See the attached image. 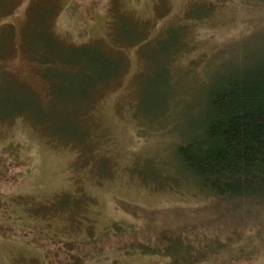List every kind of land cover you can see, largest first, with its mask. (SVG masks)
I'll return each instance as SVG.
<instances>
[{
  "label": "rangeland",
  "instance_id": "374dc122",
  "mask_svg": "<svg viewBox=\"0 0 264 264\" xmlns=\"http://www.w3.org/2000/svg\"><path fill=\"white\" fill-rule=\"evenodd\" d=\"M55 43L124 67L53 103L33 55ZM263 53L264 0H0V264H264V203L173 157L215 79Z\"/></svg>",
  "mask_w": 264,
  "mask_h": 264
},
{
  "label": "trees",
  "instance_id": "16d2710c",
  "mask_svg": "<svg viewBox=\"0 0 264 264\" xmlns=\"http://www.w3.org/2000/svg\"><path fill=\"white\" fill-rule=\"evenodd\" d=\"M157 38L161 40L162 35ZM57 46L60 62L50 51L33 55L43 64L41 70L49 80L53 103L58 99L83 103L124 67L122 59L94 46ZM32 96L40 107L37 111H52ZM198 111L178 129L173 156L178 166L199 188L218 199H237L248 208L254 203L259 207L264 203V53L218 76ZM20 112L32 110L20 107L6 117ZM70 257L68 264L72 263Z\"/></svg>",
  "mask_w": 264,
  "mask_h": 264
}]
</instances>
